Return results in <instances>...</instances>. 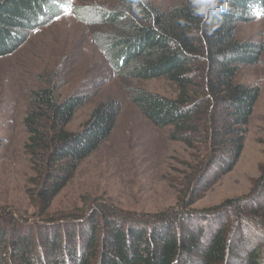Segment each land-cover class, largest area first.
I'll return each mask as SVG.
<instances>
[{
    "label": "trees",
    "instance_id": "obj_1",
    "mask_svg": "<svg viewBox=\"0 0 264 264\" xmlns=\"http://www.w3.org/2000/svg\"><path fill=\"white\" fill-rule=\"evenodd\" d=\"M49 3L0 0V57L13 53L40 26ZM228 3L229 11L210 22L192 15L189 0L170 10L144 0H116L111 10L91 12L108 29L99 43L116 74L165 78L176 88L174 98L139 88L130 89L128 98L154 127H169V137L197 160L179 208L142 221L105 203L80 221L75 216L30 223L8 215L10 226L0 220V264H238L239 257L231 254L236 236L229 237L220 214L235 210L264 228V163L245 203L229 199L208 210L188 207L236 165L260 94L258 86L235 78L243 66L259 61L264 47L237 40L236 32L239 23L264 11V0ZM89 97L61 99L49 84L29 94L22 118L27 133L23 147L36 174L29 179V191L37 189L42 203L49 205L79 163L113 131L120 112L114 100L97 104L77 132L66 130ZM212 215L217 223L211 222ZM249 247L241 264H264L259 248Z\"/></svg>",
    "mask_w": 264,
    "mask_h": 264
},
{
    "label": "rangeland",
    "instance_id": "obj_2",
    "mask_svg": "<svg viewBox=\"0 0 264 264\" xmlns=\"http://www.w3.org/2000/svg\"><path fill=\"white\" fill-rule=\"evenodd\" d=\"M144 1L162 10L181 3ZM49 4L50 12L40 26L29 31L27 40L13 53L0 57L1 223L10 226L8 215L30 223L75 216L80 221V216L93 214L98 203L140 221L178 209L186 179L197 160L183 143L169 137V127H154L128 98L133 88L174 98L176 88L165 78L138 80L115 73L99 43L108 29L91 12L111 10L116 0H50ZM236 38L264 47V11L239 23ZM235 81L260 88L243 150L234 168L194 200L188 206L191 209L208 210L229 199L245 203L264 163V53L256 64L243 66ZM46 84L53 85L61 99L90 96L67 124L70 132L80 130L100 102L114 100L120 104L110 136L79 163L49 205L41 202L37 189L29 191L33 185L29 179L36 174L24 152L27 133L22 124L31 90ZM220 216L227 222L229 237L236 236L231 245V254L239 257L235 263L245 260L249 244H255L264 256L263 227L235 210ZM209 218L218 222L213 215Z\"/></svg>",
    "mask_w": 264,
    "mask_h": 264
},
{
    "label": "clouds",
    "instance_id": "obj_3",
    "mask_svg": "<svg viewBox=\"0 0 264 264\" xmlns=\"http://www.w3.org/2000/svg\"><path fill=\"white\" fill-rule=\"evenodd\" d=\"M190 10L193 16L199 17L205 22L210 18L229 11L228 0H189ZM212 32L209 31V35Z\"/></svg>",
    "mask_w": 264,
    "mask_h": 264
}]
</instances>
